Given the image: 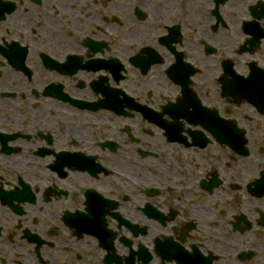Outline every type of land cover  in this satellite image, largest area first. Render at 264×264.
<instances>
[{
	"label": "flooded vegetation",
	"instance_id": "af4514ba",
	"mask_svg": "<svg viewBox=\"0 0 264 264\" xmlns=\"http://www.w3.org/2000/svg\"><path fill=\"white\" fill-rule=\"evenodd\" d=\"M0 264H264V0H0Z\"/></svg>",
	"mask_w": 264,
	"mask_h": 264
}]
</instances>
